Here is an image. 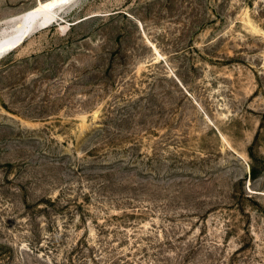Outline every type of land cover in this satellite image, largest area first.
Here are the masks:
<instances>
[{"label": "rangeland", "instance_id": "rangeland-1", "mask_svg": "<svg viewBox=\"0 0 264 264\" xmlns=\"http://www.w3.org/2000/svg\"><path fill=\"white\" fill-rule=\"evenodd\" d=\"M60 14L0 58V264H264V0Z\"/></svg>", "mask_w": 264, "mask_h": 264}, {"label": "bare ground", "instance_id": "bare-ground-1", "mask_svg": "<svg viewBox=\"0 0 264 264\" xmlns=\"http://www.w3.org/2000/svg\"><path fill=\"white\" fill-rule=\"evenodd\" d=\"M77 0H40L33 8L0 24V58L21 47L35 31L59 20L61 9Z\"/></svg>", "mask_w": 264, "mask_h": 264}, {"label": "trees", "instance_id": "trees-1", "mask_svg": "<svg viewBox=\"0 0 264 264\" xmlns=\"http://www.w3.org/2000/svg\"><path fill=\"white\" fill-rule=\"evenodd\" d=\"M248 156L250 158L251 163L250 166V180H256L259 177V173L261 169H263L262 165L263 162L257 160L256 154H255V146H252L249 149Z\"/></svg>", "mask_w": 264, "mask_h": 264}, {"label": "water", "instance_id": "water-1", "mask_svg": "<svg viewBox=\"0 0 264 264\" xmlns=\"http://www.w3.org/2000/svg\"><path fill=\"white\" fill-rule=\"evenodd\" d=\"M72 1H74V0H70V2H72ZM10 21H12V19Z\"/></svg>", "mask_w": 264, "mask_h": 264}]
</instances>
